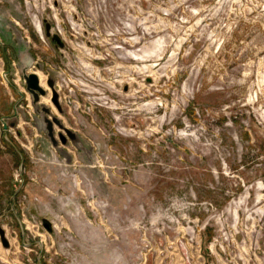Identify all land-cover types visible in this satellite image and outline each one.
I'll return each mask as SVG.
<instances>
[{
  "label": "rangeland",
  "instance_id": "1",
  "mask_svg": "<svg viewBox=\"0 0 264 264\" xmlns=\"http://www.w3.org/2000/svg\"><path fill=\"white\" fill-rule=\"evenodd\" d=\"M0 264H264V0H0Z\"/></svg>",
  "mask_w": 264,
  "mask_h": 264
},
{
  "label": "water",
  "instance_id": "2",
  "mask_svg": "<svg viewBox=\"0 0 264 264\" xmlns=\"http://www.w3.org/2000/svg\"><path fill=\"white\" fill-rule=\"evenodd\" d=\"M24 82L26 85V90L30 93V94H34L37 93L39 95H43V91L40 89L39 87V83L37 80V77L34 74H28L24 77ZM52 102H55V99L52 98ZM45 229L48 230V226L45 224L44 225Z\"/></svg>",
  "mask_w": 264,
  "mask_h": 264
}]
</instances>
